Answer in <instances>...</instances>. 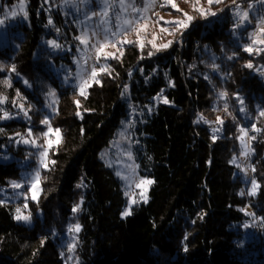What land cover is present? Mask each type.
Masks as SVG:
<instances>
[{"label":"trees","instance_id":"trees-1","mask_svg":"<svg viewBox=\"0 0 264 264\" xmlns=\"http://www.w3.org/2000/svg\"><path fill=\"white\" fill-rule=\"evenodd\" d=\"M15 1L0 0V12ZM60 1L27 0L28 21L12 28L14 41L0 46V60L15 67L9 80L0 71L6 97L0 153L15 157L0 162V264H68L67 232L76 234V264H264V238L249 234L244 210L249 207L264 231V48L248 49L255 19L249 12L241 26L236 4L251 0H200L203 11L193 9L198 16L176 32L184 36L180 46L175 39L166 48L124 42L100 59L86 98L73 81L59 79L58 67L71 63L78 44V27L58 8ZM257 6L262 19L264 4ZM50 40L58 49L48 48ZM125 88L143 107L161 100L136 128L139 175L153 181L149 197L122 217L127 198L99 151L127 117ZM51 90L57 99L49 108ZM44 120L61 137L40 171L38 197L28 200L33 221L27 224L14 216L15 204L1 200V191L34 162L20 164L31 148L18 136L42 132ZM240 126L250 138L254 194L246 193L232 163Z\"/></svg>","mask_w":264,"mask_h":264},{"label":"rangeland","instance_id":"rangeland-1","mask_svg":"<svg viewBox=\"0 0 264 264\" xmlns=\"http://www.w3.org/2000/svg\"><path fill=\"white\" fill-rule=\"evenodd\" d=\"M184 1L182 0V2ZM148 4L151 6L145 10ZM236 4L240 5L239 7L241 8L240 18L244 13L248 14L250 12L253 19H255L249 23L253 28L248 32L251 37L248 49L258 50L264 48V17L260 19L262 9L258 8L259 5L256 8V4H264V0H251L245 3L236 2ZM57 6L63 14L75 21L78 27V37L81 38L78 39L76 49L73 51L74 55L71 58V63H62L58 67L60 70L59 79L64 84L73 81L79 89H81L82 85L85 89L94 80L91 73L93 70L97 71L98 64L101 63L100 59L113 55L119 46L126 41L136 39L140 44L149 43L152 47L155 44V48H158L161 45L169 44V41L175 39L179 46L182 45L184 43V36L176 34V32L178 30L181 32L185 27L174 22L183 21L189 25L190 21L187 17L193 18L198 16V14L196 15L198 11H193V9H204L200 0H196L195 3L188 6L181 5L179 0H107V6L105 5V0H61ZM105 10L107 12L106 15H104ZM185 13L187 16H185ZM210 13L208 12V14ZM27 21V0H17L12 4H5L3 11L0 12V22H2L0 23V46L14 41L13 35L17 34L16 30L12 28ZM241 23V26L246 25L243 20H241ZM12 33L14 34L12 35ZM85 38L87 42L82 43L81 40ZM51 42L53 41L47 42L48 48L51 50L58 49ZM71 66H73V69H71ZM11 69L10 62L0 60V71L7 74L8 80ZM0 98L6 97L4 94H0ZM123 98L127 102V117L121 120L110 143L99 151L100 160L113 170L119 179L124 194L127 193L125 195L127 202L123 206L122 213L126 210H130L131 212L137 205L148 200L150 184L142 183V181L150 179L139 175L138 163L135 157V149L141 142L136 136V128L144 124L148 114L155 107L156 103L161 100L160 97H155L149 107H143L131 100L128 88L124 89ZM56 99V93L51 90L48 94L49 108L55 103ZM5 101L6 99H3V102L0 103V112L4 111ZM240 105L242 106V103ZM53 110L54 108H51L49 113H52ZM2 116L3 118H8V115L5 117V112H3ZM12 118L17 119V116L14 115ZM44 125L45 128L40 133L33 135L32 132H29L18 136L21 142L26 143L31 148L29 154L21 159L20 164L25 167L33 158L34 162L30 164V167L24 168L21 171V178L16 181L21 187L14 188L11 184L9 187L2 188L3 190L1 191L3 194L1 200L6 203L15 204V217L17 215L29 216L28 220L18 219L27 224L33 221L28 209V200L32 199L34 191L36 197L40 193L39 181L38 188L35 190L32 188V184L36 182V174L39 173L40 176L41 169L46 167L47 154L50 149L48 145L49 140L55 141L57 139L56 129H53L50 124ZM49 127L53 130L51 133H48ZM242 129L244 132L241 131ZM245 132L246 135L244 134ZM45 133H48V135H45ZM241 137H243V142ZM55 144L53 143L52 146ZM250 144L247 130L241 127L240 151L234 158L236 160L234 164L238 175L245 185H247L246 193L248 194L253 193L254 182ZM45 152L47 153L46 156L42 155ZM245 152L246 154L242 155ZM14 159L15 157L10 152L0 153V162H8ZM144 197L147 198L146 201ZM17 209H20L19 213H17ZM244 210L249 214V220H247L246 224H252L247 225L250 228L249 234L253 232L258 239H263L264 231L259 221L254 218L249 207H246ZM122 213L121 216L125 217ZM75 241V233L67 232L63 235V245L68 252V256L71 257H68V264H76L77 262L73 253ZM70 247L72 248L71 251H69ZM257 254L258 251H254V258L257 257Z\"/></svg>","mask_w":264,"mask_h":264},{"label":"snow or ice","instance_id":"snow-or-ice-1","mask_svg":"<svg viewBox=\"0 0 264 264\" xmlns=\"http://www.w3.org/2000/svg\"><path fill=\"white\" fill-rule=\"evenodd\" d=\"M212 2H213V0H209V3H212ZM217 2H218V0H217ZM105 5L107 6V0H105ZM149 6H151V5H150V4L146 5L145 10H146L147 7H149ZM134 10H135V9H134ZM106 14H107V12H106V10H105L104 15H106ZM214 14H215V13H213V15H214ZM13 15H15V13H13ZM237 15H239V13H237ZM185 16H187L186 13H185ZM246 18H247V13H244L243 16L241 17V20H244V19H246ZM187 19H188L189 21H191L192 17H187ZM0 23H2V22H0ZM49 23H51V20L49 21ZM174 23H176V24H178V25H181V26H183V27H185V28L188 27V24L184 23L183 21H175ZM77 39H81V38H80V37H77ZM81 42H82V43H86V42H87L86 38H85V39H82ZM51 43L53 44V46L58 47V45H55V42H54V41L51 42ZM169 44H171V41H169ZM169 44H164V45H161L160 47H165V48H166V47L169 46ZM141 46H142V45H141ZM153 47H156V45L153 44ZM249 50H250V49H249ZM108 55H111V54H108ZM248 67H251V64H249ZM12 71H15V67H14V66H13V68H12ZM96 75H97V73L93 70L92 73H91L92 78L95 79ZM4 83H5V84H9V81H4ZM25 83H27V81H25ZM97 83H99V81H97ZM88 86H90V85H88ZM80 94H81L82 96H84L85 98H86V96H87V93H86V91H85L83 85H82V87H81V92H80ZM18 95H19V94H18ZM50 95H51V93H50ZM223 95H225V93H221V96H223ZM3 99H6V98H0V103L3 102ZM165 102H167V101H165ZM76 103H77V105L79 106V102L77 101ZM19 107L21 108V110H24V109H23V105H19ZM25 114H27V113L25 112ZM77 115H80V113H77ZM262 115H264V113H262ZM5 117H7V113H5ZM201 119H202V117H201ZM218 122L223 123V121H220L219 118H218ZM42 123H44V124L47 125V124H49V121H48V120H44V121H42ZM52 131H53V130L49 127V129H48V133H51ZM213 131L216 132V131H218V129H213ZM241 131L244 132L243 129H242ZM257 131H259V129H257ZM55 132H56V134H57V139H56L55 141H51V140H49V142H48L49 147H51L53 143H57V144L60 143V130H59V129H56ZM48 133H45V135H48ZM244 134L246 135V132H245ZM213 139H215V136L213 137ZM241 140H242V142H243V137H241ZM25 142H28V141H25ZM46 154H47L46 152H45V153H42V155H45V156H46ZM245 154H246V152H245V153H242V155H245ZM53 163H54V162H53ZM232 163H236V160L233 159ZM118 175H119V173H118ZM35 181H36V182H34V183L32 184V188H33L34 190L38 188L39 173L36 174ZM142 183L151 184V183H153V181H151V180H148V181H142ZM12 186H13L14 188H19V187H21V185H20V184H17L16 182H13V183H12ZM255 187H256L255 182H253V194H254V192H255ZM125 195H127V193H125ZM36 198H37V197H36V193H35V191H34V192H33L32 199L35 200ZM144 199H145V201H146L147 198L144 197ZM133 202H135V201H133ZM25 206H26V205H25ZM78 208H79V206H77L76 208H74L73 211H74V212L77 211ZM19 212H20V209H17V213H19ZM129 214H130V210H126L124 213H122V215H124V216H127V215H129ZM16 218H17V219L28 220V219H29V216L17 215ZM246 227H247V225H246ZM74 228H75V231H77V232L80 230V229H79V225L74 226ZM73 247H74V246H73ZM71 250H72V248L70 247V248H69V251H71ZM69 258H71V257H69Z\"/></svg>","mask_w":264,"mask_h":264},{"label":"built area","instance_id":"built-area-1","mask_svg":"<svg viewBox=\"0 0 264 264\" xmlns=\"http://www.w3.org/2000/svg\"><path fill=\"white\" fill-rule=\"evenodd\" d=\"M192 48H193V53H199L201 50L199 41L193 40ZM207 49H212V46L208 45ZM191 63L195 64V57L191 58Z\"/></svg>","mask_w":264,"mask_h":264}]
</instances>
